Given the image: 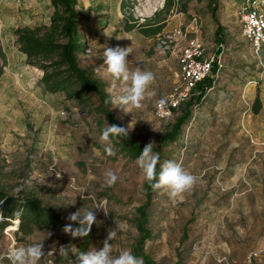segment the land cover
<instances>
[{
	"label": "rangeland",
	"instance_id": "obj_1",
	"mask_svg": "<svg viewBox=\"0 0 264 264\" xmlns=\"http://www.w3.org/2000/svg\"><path fill=\"white\" fill-rule=\"evenodd\" d=\"M175 2L160 16L166 18L163 31L147 37L138 29L126 31L125 16L132 13L140 24L150 25L166 0H130L125 8L123 0H79L90 49L80 57L82 67L101 76L112 96L119 94V83L114 86L104 72L106 47H129V69L139 66L155 75L152 100L132 113L113 107L120 123L129 127L128 135L142 144H156L177 118L163 120L155 114L156 104L182 84L179 57L186 38L176 36V30L200 38L208 54L218 49L210 0ZM242 2L219 0L218 18L228 33L216 88L194 109L179 141L164 149L165 161L179 163L197 183L177 199L155 191L148 225L153 237L144 246L155 264H264V54L256 53L243 35L238 14ZM53 11L50 0H0L1 184L11 194L33 192L66 217L92 208L102 223L92 226L90 250L103 247L116 219L123 222L127 230L110 243L135 255L137 208L145 203L147 191L136 160L102 142L94 117L75 102L42 89L40 71L28 64L17 41L18 28L47 25ZM257 96L261 105L255 103ZM106 147L116 159L104 154ZM109 170L118 177L112 186L106 181ZM101 201L107 202L108 214L93 208ZM1 219L0 264H9L5 257L10 248L40 241L45 253L50 252L40 264H76L81 238L63 230L25 237L13 228L19 219L4 229ZM61 247L68 251L66 258L58 254Z\"/></svg>",
	"mask_w": 264,
	"mask_h": 264
},
{
	"label": "trees",
	"instance_id": "obj_2",
	"mask_svg": "<svg viewBox=\"0 0 264 264\" xmlns=\"http://www.w3.org/2000/svg\"><path fill=\"white\" fill-rule=\"evenodd\" d=\"M54 8L50 23L37 27H24L16 30L17 41L20 49L28 56V64L43 72L40 84L47 93L56 95L64 94L67 102H75L78 108H82L93 116L100 133L111 125L123 126L118 120L111 103H106L112 97L108 91L107 82L93 69L84 68L80 64V57L89 49L88 38L81 27L79 12V0H50ZM130 0H123L126 6ZM176 5L175 0H166L161 11L156 12L152 24H140L132 13L125 16L124 28L130 32L138 29L143 35L153 37L160 34L166 27V18L160 20L163 13L171 11ZM219 0H210V12L217 24L216 39L219 42L217 55L226 45L225 30L218 18ZM222 68L214 64L213 75L208 76L197 86L194 95L176 111L177 118L171 128L166 131L153 145V152L159 153L161 163L165 161L164 149L173 142L179 141L184 127L194 117V109L200 106L210 90L215 89L218 78L217 74ZM261 98L257 96L255 103L261 105ZM110 143L118 151V154L127 159L137 160L143 147L139 141L128 137H110ZM104 154L109 156L104 148ZM160 165H157V173ZM146 201L137 208V227L140 237L136 243L135 256L142 258L145 264H155L144 252L146 242L153 237L148 227L149 214L155 198V190L146 183ZM0 210L2 213L4 229L12 220L19 219L18 232L25 237L32 236L37 231L50 230L61 231L66 224L72 223L53 207L47 206L38 195L31 191L22 190L16 194L6 191L0 181ZM94 230L91 229L89 236L84 237L79 245V252H87L92 246Z\"/></svg>",
	"mask_w": 264,
	"mask_h": 264
},
{
	"label": "clouds",
	"instance_id": "obj_3",
	"mask_svg": "<svg viewBox=\"0 0 264 264\" xmlns=\"http://www.w3.org/2000/svg\"><path fill=\"white\" fill-rule=\"evenodd\" d=\"M129 56V47H106L103 51L104 72L113 80L114 86L117 82L119 83V94L110 97L106 103H111L113 107H119L124 113H132L134 109H140L143 102L150 101L156 96L152 87L155 81L154 73L149 70H142L139 66L130 70L128 67ZM128 134L129 127L111 124L102 130L100 140L109 143L110 137L127 138ZM153 144L152 142L146 144L136 160L144 180L155 191H166L172 199L181 198L184 193L189 192L194 187L197 183V177L174 160L161 163L159 153L153 152ZM105 151L109 156L114 155L111 147H106ZM158 164L160 171L157 173ZM117 179L118 177L113 171L106 172V181L109 186L114 185ZM93 208L108 214L106 201L97 203ZM91 209L84 211L79 209L69 214L67 219L78 226L73 227L72 223L66 224L63 232L70 234L73 238L83 239L89 236L93 224L102 223V221L97 222L96 215ZM116 226L115 229L109 230L101 249H92L76 254V264H144L143 259L135 256L131 250L114 249L113 243L110 241H114L118 235L127 230L126 224L117 219ZM47 234L51 235V233ZM43 247V241L27 246L13 247L7 251L5 258L9 264H40L50 253H45ZM58 254L66 258L68 256L66 247H61Z\"/></svg>",
	"mask_w": 264,
	"mask_h": 264
},
{
	"label": "built area",
	"instance_id": "obj_4",
	"mask_svg": "<svg viewBox=\"0 0 264 264\" xmlns=\"http://www.w3.org/2000/svg\"><path fill=\"white\" fill-rule=\"evenodd\" d=\"M260 6V0H243L238 14L243 35L256 53L264 54V11ZM175 35L186 38V44L179 57L182 84L176 87L166 100L156 104L155 114L163 120L174 117L182 104L194 95L198 84L213 75L215 63L219 68L223 67L224 45H220V55H211L207 53L206 45L200 38H188L181 29L176 30Z\"/></svg>",
	"mask_w": 264,
	"mask_h": 264
},
{
	"label": "crops",
	"instance_id": "obj_5",
	"mask_svg": "<svg viewBox=\"0 0 264 264\" xmlns=\"http://www.w3.org/2000/svg\"><path fill=\"white\" fill-rule=\"evenodd\" d=\"M226 31V33H228V30L226 29L225 30ZM213 33H216V28L213 30ZM247 40V39H246ZM248 41V40H247ZM249 42V41H248ZM25 55V57H26V59H27V55L26 54H24ZM39 70V69H38ZM40 71V74H39V78H38V81H40V78L42 77V75H43V72L41 71V70H39ZM39 84H40V82H39ZM40 87L42 88V89H44V87L40 84ZM45 90V89H44ZM53 95V94H52Z\"/></svg>",
	"mask_w": 264,
	"mask_h": 264
},
{
	"label": "bare ground",
	"instance_id": "obj_6",
	"mask_svg": "<svg viewBox=\"0 0 264 264\" xmlns=\"http://www.w3.org/2000/svg\"><path fill=\"white\" fill-rule=\"evenodd\" d=\"M18 225H19V221L17 222V226L16 227H13L15 230H17L19 227H18Z\"/></svg>",
	"mask_w": 264,
	"mask_h": 264
}]
</instances>
